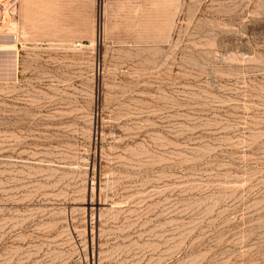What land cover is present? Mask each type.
<instances>
[{"label": "rangeland", "instance_id": "obj_1", "mask_svg": "<svg viewBox=\"0 0 264 264\" xmlns=\"http://www.w3.org/2000/svg\"><path fill=\"white\" fill-rule=\"evenodd\" d=\"M0 264H264V0H0Z\"/></svg>", "mask_w": 264, "mask_h": 264}]
</instances>
